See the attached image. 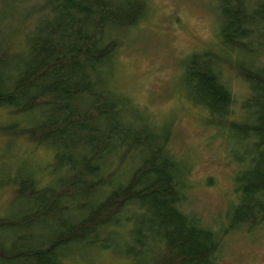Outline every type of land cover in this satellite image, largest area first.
Masks as SVG:
<instances>
[{
  "label": "trees",
  "instance_id": "1",
  "mask_svg": "<svg viewBox=\"0 0 264 264\" xmlns=\"http://www.w3.org/2000/svg\"><path fill=\"white\" fill-rule=\"evenodd\" d=\"M216 2L221 43L238 54L250 88L242 112L252 122L232 125L251 147L228 213L242 228L264 221V62L240 61L264 54V0ZM148 9L147 0H0V122L21 121L0 128V138L54 155L48 182L30 165L7 179L21 203L0 218V264H64L91 249L134 262L221 264L220 235L182 209V168L168 135L142 116L130 121L112 81L122 42ZM210 57L192 55L183 77L220 127L234 95ZM36 229L45 233L31 235Z\"/></svg>",
  "mask_w": 264,
  "mask_h": 264
},
{
  "label": "rangeland",
  "instance_id": "2",
  "mask_svg": "<svg viewBox=\"0 0 264 264\" xmlns=\"http://www.w3.org/2000/svg\"><path fill=\"white\" fill-rule=\"evenodd\" d=\"M147 3L146 16L125 37L115 60L112 81L126 100L129 120L138 122L142 116L161 134L168 135V149L182 168L185 186L182 209L220 235L221 264H264V221L240 228L241 225L231 226L228 218L238 203L236 176L248 166L240 164L239 159L247 158L251 149L232 125L252 120L242 112L250 88L237 74L238 54L221 43L217 2L147 0ZM192 55H210L211 59L220 60L219 70L234 95L233 114L227 125L219 127L214 123L206 108L195 101L194 92L184 80L185 67ZM240 57L242 63L251 67L257 61L264 62L262 53L259 56L242 53ZM2 115L3 120L10 118L6 112ZM16 123L21 124L20 119L0 122V128H11ZM53 157L50 150L27 139L0 138V218L13 215L21 203L16 185H7V179H13L18 170L30 165L46 183ZM44 233L43 229L31 231L36 236ZM153 263L150 258L134 262L111 251L94 249L69 255L64 261V264Z\"/></svg>",
  "mask_w": 264,
  "mask_h": 264
}]
</instances>
